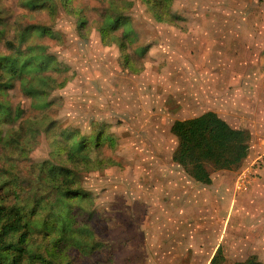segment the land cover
<instances>
[{
    "label": "rangeland",
    "instance_id": "obj_1",
    "mask_svg": "<svg viewBox=\"0 0 264 264\" xmlns=\"http://www.w3.org/2000/svg\"><path fill=\"white\" fill-rule=\"evenodd\" d=\"M48 1L53 7L41 9L27 8L22 0H0V53L11 51L6 40L17 44L21 28L43 24L50 32L31 35L28 43L45 46L60 66L45 72L55 84L46 88L47 95L31 98L17 78L4 91L11 110L16 106L21 112L2 124V133L14 132V138L6 147L0 144V174L16 163L22 168L16 172L26 174L30 163L49 157V141L60 127L88 134L102 123L116 145H103L93 154L115 164L84 171L82 185L104 217L101 238L113 252L111 264H211L219 240L220 264L249 255L264 264V158L251 167L250 178L259 180L252 196L234 193L236 172L251 158L231 169L228 189L217 183L201 187L172 160L177 139L170 130L177 118L226 103L228 111L255 119L246 121L257 131L249 141L255 144L249 157H255L264 136V67L252 61L262 57V50L236 49L217 16L220 3L211 0H171L174 21L156 20L144 0H71L66 6ZM244 1V8L261 14L259 33L247 34L256 39L264 34V0ZM116 21L105 42L100 27ZM40 100L47 106L38 107ZM47 122L52 123L48 130L35 137L22 131ZM29 138L33 143L24 157L19 144ZM212 172L215 179L221 175ZM77 254L74 264H88Z\"/></svg>",
    "mask_w": 264,
    "mask_h": 264
},
{
    "label": "trees",
    "instance_id": "obj_2",
    "mask_svg": "<svg viewBox=\"0 0 264 264\" xmlns=\"http://www.w3.org/2000/svg\"><path fill=\"white\" fill-rule=\"evenodd\" d=\"M60 1L66 6L71 0ZM144 1L156 20L174 21L171 0ZM22 3L27 8L53 7L48 0H22ZM118 18L124 21V17ZM117 23L111 26L105 22L100 27L102 40ZM3 27L0 23V39L4 37ZM49 32L46 25L28 24L15 33L17 44L5 41L11 51L0 53V144L3 147L12 142L14 132L3 134L2 124L16 119L21 112L16 106L11 110L4 91L13 86L16 78L31 98L47 95L50 84L55 87L45 72L58 69L59 63L45 51V46L28 43L31 35ZM65 81L59 84L62 86ZM47 103L40 100L37 106L43 108ZM30 125L22 129H26V136L29 133L35 137L50 127L48 122L43 126ZM170 130L177 139L172 160L198 183H211V169L239 167L249 151V130L233 127L211 109L175 119ZM26 141L19 144L20 155L24 157L27 153L23 152L33 139ZM103 145L114 147L116 138L102 123H97L88 134L77 127L63 126L49 141V157L30 163L26 174L16 172L22 170L17 163L0 174V264H74L76 250L80 259H89L88 264L112 263L113 252L101 238L106 229L104 217L96 209L90 191L82 185L84 171L115 164L112 158L93 154ZM223 259L219 245L210 263L219 264ZM232 264L263 262L249 255Z\"/></svg>",
    "mask_w": 264,
    "mask_h": 264
},
{
    "label": "crops",
    "instance_id": "obj_3",
    "mask_svg": "<svg viewBox=\"0 0 264 264\" xmlns=\"http://www.w3.org/2000/svg\"><path fill=\"white\" fill-rule=\"evenodd\" d=\"M211 1L215 2V3H220L219 9L221 10V13L217 14V16L222 18V20H221L222 28L224 25L223 32L228 34V36L232 39V42L233 41L235 42L234 43L235 48L236 49H246V50H251V49L252 50H262V52L259 53V55L262 53L261 54L262 57H259L256 60L252 61V65L264 67V34L258 35L259 37H261V39H259V37H257L255 39L254 36H252V37L247 36V34H249L251 32L259 33V30H260L259 29V23H260V19H261V14L259 13V10L254 9V8H251V9L244 8V6H243V4L245 3L244 0H211ZM255 1H257V0H255ZM226 3H228V4H226ZM229 6H230V8H229ZM247 6H249V5H247ZM227 18H229L230 21H228ZM249 19L253 22L251 25L248 24ZM221 100H222V98H221ZM209 109L214 110L220 117L225 119L233 127H242V128L248 129L250 132V139H251L249 141L253 142L254 136L257 133V131L254 130L253 128H250L248 126V124L246 123V121L255 120V119L251 118L252 117L251 115H250L251 116L250 117L245 113L242 114V112L233 113L231 111H228L226 103H222V105H220V106H218V103H215L214 106L208 107L204 111L209 110ZM202 112H200V113H202ZM200 113H198V114H200ZM253 124L255 126V123H253ZM253 147H255V144L251 143V145H249L248 154L242 161V163L243 162L246 163V161L249 158H251L249 160V163L244 164L240 168L250 165L253 158H255V157H253V158L249 157L250 156L249 152H251V148H253ZM217 170H220V173H217V174H221L220 177H218V179H215L216 174L213 175V172H212L210 174L211 178H212L211 183H209V184H202L201 183L200 186L201 187H202V185L210 186V185L217 183V184H221V185H226V187H227V185H229L228 182H230L231 180L226 179V176H228L229 179L231 178V172H230L231 169H225L224 168V169H217ZM237 172H236V175H237ZM223 176H225L226 181L222 180V179H224ZM235 178H236V176H235ZM235 178H234V182H235ZM215 180H216V182H215ZM257 181H259V180L250 179L248 181V183L244 186V188H242L240 190L234 188L235 189L234 193L236 194V192H239L237 195L241 196L242 199L246 198V195L242 194L243 192H245L246 194L252 193L251 196L254 195L255 191L258 190ZM195 183H196V181H195ZM178 184H173L172 187L175 185L177 187ZM226 189H228V187ZM189 194H191V192H189ZM223 194H224L223 197H225V198L229 197V195H228L229 193H223ZM195 195H196V193L193 194V197L191 199L188 198V201H189V199L193 201L195 199ZM238 198L239 197H236L235 202H238L237 201ZM175 199H176V197H175ZM219 201H221L220 197H219ZM235 202H232V204L228 205L229 211L227 212V216H228V214L230 216L233 213L232 210H233V206H234ZM151 206L152 205H145V206L143 205L144 208L145 207L151 208ZM235 208H237V206ZM150 214L152 215V213H150ZM152 220H153V217H151L150 221H152ZM139 223H141V222H139ZM219 245H221L220 240L216 243V246L214 247V249L212 251V256L214 255V253H215V251ZM221 249H222V246H221ZM222 255L224 257L223 253H222ZM239 260H242V259H239ZM161 264H164V263L161 262Z\"/></svg>",
    "mask_w": 264,
    "mask_h": 264
},
{
    "label": "built area",
    "instance_id": "obj_4",
    "mask_svg": "<svg viewBox=\"0 0 264 264\" xmlns=\"http://www.w3.org/2000/svg\"><path fill=\"white\" fill-rule=\"evenodd\" d=\"M264 158V136L261 138L260 142V150L257 152L255 158H253L250 165L242 167L236 175L234 187L238 190L244 188V186L248 183L251 179V167L254 166L258 161Z\"/></svg>",
    "mask_w": 264,
    "mask_h": 264
}]
</instances>
